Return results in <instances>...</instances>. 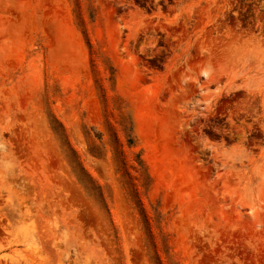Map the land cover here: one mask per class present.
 I'll use <instances>...</instances> for the list:
<instances>
[{
	"label": "rangeland",
	"instance_id": "rangeland-1",
	"mask_svg": "<svg viewBox=\"0 0 264 264\" xmlns=\"http://www.w3.org/2000/svg\"><path fill=\"white\" fill-rule=\"evenodd\" d=\"M0 264H264V0H0Z\"/></svg>",
	"mask_w": 264,
	"mask_h": 264
}]
</instances>
